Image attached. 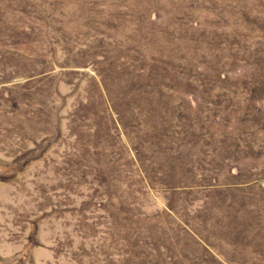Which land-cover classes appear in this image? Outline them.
Returning a JSON list of instances; mask_svg holds the SVG:
<instances>
[{
	"label": "rangeland",
	"instance_id": "rangeland-1",
	"mask_svg": "<svg viewBox=\"0 0 264 264\" xmlns=\"http://www.w3.org/2000/svg\"><path fill=\"white\" fill-rule=\"evenodd\" d=\"M22 1L0 0V264H264V2ZM197 36L191 82L131 85ZM116 65L117 101L147 111L138 154L98 113Z\"/></svg>",
	"mask_w": 264,
	"mask_h": 264
},
{
	"label": "trees",
	"instance_id": "trees-1",
	"mask_svg": "<svg viewBox=\"0 0 264 264\" xmlns=\"http://www.w3.org/2000/svg\"><path fill=\"white\" fill-rule=\"evenodd\" d=\"M13 1L16 2L17 5H18L19 2H17V1H20V0H10L11 4H12ZM39 1L40 0H38V1L34 0L35 5H31V4L27 3L26 5L24 4V6H22V8L24 10H21V11H23V15H24L25 19L27 18V16H29L31 13H33V10L36 7L39 8V6H38L39 5L38 4ZM180 1H184V0H180ZM22 2L23 1L21 0V4H22ZM262 2H264V0H262ZM97 13H99V12H97ZM25 19L22 18L21 25L17 26L18 30H20V33H24V34L26 33V31H29V30L32 31L33 30V27L31 25L33 23L30 22V25H29V23H26ZM183 24L180 25L179 27L183 26ZM185 25H186V27L188 29H190L191 24L187 23ZM167 27H170V25L168 24ZM173 27H174V25H173ZM200 34H201V31H200ZM203 34H204V38L205 39L207 38L206 42L213 41L214 38H215V37L214 38L211 37L208 32H203ZM197 37H183V40L187 41V43H188L187 46H189V49L184 53L183 57H181L180 55H177V57H178L177 59L183 65L178 64L176 66L174 64V62H173L175 57L168 56L167 60H163L160 57L158 60H154L153 64L150 67H148V68L141 67V69L139 70V73H137V74L134 73V75L132 74V76L134 78H132L133 82H131V85L134 84V80L136 78L138 83H135L133 85L134 87L136 86V87H139V88H142V89H146V90L149 89L150 87H152L153 86L152 83L149 81V79H146V78H149V76L152 79H154L152 77L153 76L152 75V69L155 70V73H153V74L156 76V78H158V77L161 78L159 80V82H161L163 84L162 86H165V87L169 86V83L166 80L167 79L171 80V78H172L171 73L172 74L173 73H181L182 79L187 80L188 82H191L192 80H191V77H190V73L188 71H190L189 69L192 70V68L195 69V66H192V62H194L193 61L194 57H195V59H197V56L199 55V52H202V46H203V43L201 42L200 38L199 37L197 38ZM163 39H164V41H166V39H168V37H166V39L164 37ZM229 39H230V37H229ZM224 43H226V44L230 43L228 41V36L226 37V39H224ZM209 45L216 48L215 50H213L210 47L209 48V52H208L209 55H211L212 57L213 56L216 57L219 62L222 61L224 63L230 64V61H229L230 60V56H229V53H228V48L223 47L224 44L222 42L220 44H209ZM235 46L237 48L241 47V45H240L238 40H236ZM173 50L176 52V50L174 48H173ZM135 61L136 60L133 59V62H135ZM133 62L130 64L131 67L133 66ZM4 66L5 65L3 64V61H0V73H2V74H4L6 72L5 69H4ZM174 66H176V68H174ZM118 67L121 68L122 64H119ZM118 67L116 65L115 67H113L114 69H112L111 72L109 71L107 74H105L104 71L99 73L101 81H102V85H103V87L105 89L104 92H105V95H106V97H104L103 94H102L100 96V98L102 99L104 97V99L106 100V103L104 104V107H102L103 109L100 110L98 113L101 114V115L104 114L105 118H107V117L111 118V117H113L114 114L116 115V117H117L116 120L117 121L114 120L115 123L113 124L114 131L117 130L116 129V125L119 122L121 127L124 129V132L126 133L129 142L131 143L132 147L136 150V153L138 154V152H140V151L137 148V140L140 137L142 130L146 129V126L144 125V122L146 121L147 111L142 110V107H140L141 105H138L136 103L132 104L133 101H130V100H128L130 102L129 104H127V105L123 104L122 102L117 101L116 97L113 95L111 86L112 85H116L114 83V82H116V79H115V77L113 75L118 74L119 76H121L120 75V71L118 70ZM181 67H182V69H180ZM6 68H7V65H6ZM182 70H184V71H182ZM150 71H151V74H149ZM44 73L45 72H42V74H44ZM0 76H1L0 77V88H1V84L4 83V81H3L4 77H2V75H0ZM31 76L35 77L36 74H32ZM128 76H129V73H128ZM116 78H117V80L119 82L120 78L119 77H116ZM192 78L195 81L197 80L196 76H195V78L192 76ZM102 101H104V100L102 99ZM132 105H134V106L131 107ZM128 118H131L133 121H135L132 126L126 120ZM211 186H212L211 189H221V188H223V190L227 191L228 193H230L232 191V187H229V186L222 187L223 185L221 186V184H219V183H212ZM163 189L165 191H168L169 193L170 192L174 193L175 191H178V190H180L182 188H179L177 186H173V185H170V184H166ZM236 189H238V187H236ZM144 217L147 218V216H144ZM145 218L143 220H145ZM131 223H133V229H132L133 232L130 231V234H134V235L137 236L139 234V228L137 227L135 222L132 221ZM184 232L185 233H189L188 230H185V227H184ZM143 241H145V240H143ZM146 243L148 245V248H150V245L148 244L147 241H146ZM161 245L164 246V248H167V249L170 248L169 246H166L164 243H162ZM144 250H146V248Z\"/></svg>",
	"mask_w": 264,
	"mask_h": 264
}]
</instances>
